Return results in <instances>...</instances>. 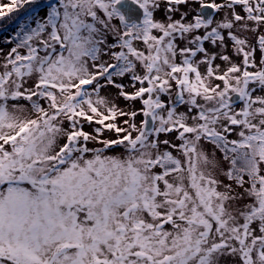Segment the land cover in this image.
Returning <instances> with one entry per match:
<instances>
[{
	"label": "snow or ice",
	"instance_id": "obj_1",
	"mask_svg": "<svg viewBox=\"0 0 264 264\" xmlns=\"http://www.w3.org/2000/svg\"><path fill=\"white\" fill-rule=\"evenodd\" d=\"M39 7L0 63V264H264V0Z\"/></svg>",
	"mask_w": 264,
	"mask_h": 264
},
{
	"label": "rangeland",
	"instance_id": "obj_2",
	"mask_svg": "<svg viewBox=\"0 0 264 264\" xmlns=\"http://www.w3.org/2000/svg\"><path fill=\"white\" fill-rule=\"evenodd\" d=\"M37 1H40V0H37ZM0 5H5V6H6V7H4L3 10H4L5 13H7V7H10V6H11V5H10V0H0ZM25 8H29V7L25 6ZM36 9H37V11L40 10V8H38V7H37ZM22 10H24V9H22ZM22 10H20L19 12H15V13H10V14L4 15L2 18H0V19H4V24H3L2 26H0V27H1V28L4 27V29H5V31L0 32V63L3 62V54H4V53H7L12 47L15 46L14 43H9V41H10V40H11V41H14V39H15V33H16V31H17V24H16V25H13L12 22H10V23H8V22H9L10 20H16V16H17L19 13H21ZM164 10H165V5L162 3V4H161V9H160L159 12H157V15H156V18H157V19H164ZM188 10H189V9L185 8L184 6H180V11H181V12H183V11H188ZM237 11H240V9L237 8ZM32 15H34V13H32ZM6 17H7V18H10L9 21H7ZM189 18H190V17H189ZM218 18H219V17H217V19H218ZM173 19H180V12L175 13V14L173 15ZM200 34L203 35V30H201V33H200ZM247 35L249 36V40H250V42H252L254 38L251 36V34H247ZM178 43H180V46L183 47V46L187 43V41H183V42H179V41H178ZM205 47L209 50V52L220 51V49H218V48H213L212 45H211L210 43H208V42L205 43ZM228 54H229L230 56H232L233 61H234L235 63L240 64V62H241V60H242V57H240V56H235V55L233 54V50H232L231 45H229V48H228ZM197 59H200V57L198 56ZM259 59H260V53L257 52V54H256V60H257V62H259ZM216 63H217V64H221L222 62H221L219 59H217ZM200 70H201L202 72L205 70L203 65H201ZM118 82H119V81H118ZM123 83H125L126 85H129L130 82H129L127 79H125V80L123 81ZM250 87H254V88H256V92L254 93V95H264V91H261L257 85H250ZM127 90H128V91H132V88L129 86V87L127 88ZM101 94H102V95H109V96H111V97H113V98H116V103H117L121 108H125V110H129V109H128V102H126L125 100H123V98H119V97H118V90L109 87V88H107V89L102 90V93H101ZM236 106H237V107H240V104L237 103ZM135 107H136V108H139V107H140L139 102H137V103L135 104ZM178 110H179V111H185V109H184L183 107L179 108ZM141 118H142V117H137V123H139V120H140ZM93 127H96V126L93 125L92 127H89V126L85 125L84 130H85L86 132H92V128H93ZM175 135H176L175 133L170 134V136H171V138L173 139V141L178 143V141H175ZM104 136L107 137V138H115V134H114V133H110V132H107V131H105ZM161 138H163V137H161ZM230 138H233V139L236 138L235 134H233V136L230 137ZM94 146H95V145H93V144H89V147H94ZM217 156L219 157V156H220V153H217ZM224 167L227 168V164H226V163L224 164ZM221 179H224V182H225V183H228V181L226 180V178L221 177Z\"/></svg>",
	"mask_w": 264,
	"mask_h": 264
},
{
	"label": "trees",
	"instance_id": "obj_3",
	"mask_svg": "<svg viewBox=\"0 0 264 264\" xmlns=\"http://www.w3.org/2000/svg\"><path fill=\"white\" fill-rule=\"evenodd\" d=\"M42 3H43V0H40V1H37V4H35V5H31V6H27V7H32V8H37V7H38V8H40L39 5L42 4ZM26 9H27V8H25L24 10H22V12L19 13V14L16 16V20H10V21H9L10 18H7V17H6L7 21H9L8 23L12 22L13 25H16V24H17V21H18V18L24 17V15H25V10H26ZM3 24H4V19H0V26H2ZM3 31H5L4 27H3V28L0 27V32H3Z\"/></svg>",
	"mask_w": 264,
	"mask_h": 264
}]
</instances>
